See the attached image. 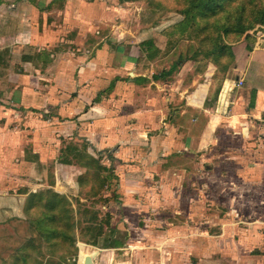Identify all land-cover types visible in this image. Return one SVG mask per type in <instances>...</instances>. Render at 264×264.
I'll use <instances>...</instances> for the list:
<instances>
[{"label":"crops","instance_id":"crops-1","mask_svg":"<svg viewBox=\"0 0 264 264\" xmlns=\"http://www.w3.org/2000/svg\"><path fill=\"white\" fill-rule=\"evenodd\" d=\"M29 2L24 7L30 13L27 21L31 33L34 28L49 26L53 22L49 16L53 5L49 8L37 2L33 4V0ZM69 7L65 4L59 12L65 15ZM86 7L90 6L79 8L84 14L80 30L97 26ZM17 8L8 9L14 16L7 17L15 19ZM10 25H14V30L21 29L18 22ZM57 28L63 30V23H58ZM92 35L95 38L79 39L89 45L86 53H49L51 58L47 57L48 53H42L48 63L45 70L37 63L36 53L32 58H22L29 63L33 59V72L22 74L33 77V86L24 85L20 91L25 94L33 90L34 101H39L33 107L56 110L55 117L48 114L45 120L33 116V125L44 121L54 132L53 118L62 119V127L57 131H66V139L82 141L84 155L100 156L106 152L105 156L113 160L114 172L120 176L115 185L117 199L109 200V206L118 209V218L113 217L115 223L111 225L123 228L131 237L151 239L137 246L141 250L136 260H115L111 252H102L93 259V264H108L107 261H111L109 264H253L245 262L246 256H240L235 248L226 247L230 237L224 227L227 213L221 212L222 207L216 211L212 206L231 205L232 198L226 191L230 183L213 178L217 175L222 179L224 173L259 171L257 160L250 162L246 158L251 153L256 158L264 142V43L256 40L249 48L244 42L242 48L239 45L233 51L226 65L211 58L199 69V62L187 59L172 71L168 66L156 72L152 63L144 68L142 65L141 69L140 56L132 51L122 53L121 40ZM36 36L33 34L27 42L40 51ZM39 45L46 46L41 48L48 51V44ZM43 78L49 82L43 85ZM238 79L242 80L241 85L236 84ZM11 135L13 139H7L8 143L15 140V134ZM52 135L33 134V165L28 169L33 175L30 173L27 180L21 176L18 179L22 185L29 179L33 181L29 190L33 194L47 189L62 195L69 193L70 187L80 186L79 180L88 168L74 161L59 162L49 177L43 164L48 156L55 155ZM3 137L0 146L6 141ZM10 148L1 153L16 154L20 144L13 142ZM62 151L65 152L61 146L57 148V156ZM14 154L12 160L9 158L10 164L14 158L18 161V154ZM16 165L19 170L20 165ZM152 172L157 174L156 180L150 177ZM0 173L6 176L14 172L0 166ZM60 178L64 181L60 182ZM210 189L219 190V195L209 197L206 192ZM12 190L15 199L29 193L15 192L14 187ZM204 206H211L207 208L212 212L200 213L198 208L202 210ZM109 213L114 215L112 211ZM214 221L221 222L220 230L209 235ZM234 235H231L233 242ZM208 236L214 241L204 244ZM111 242L106 240L101 250L112 248ZM153 247L157 248V258L151 255ZM228 251L237 253V258H229ZM179 252L187 256L178 258Z\"/></svg>","mask_w":264,"mask_h":264},{"label":"rangeland","instance_id":"rangeland-1","mask_svg":"<svg viewBox=\"0 0 264 264\" xmlns=\"http://www.w3.org/2000/svg\"><path fill=\"white\" fill-rule=\"evenodd\" d=\"M36 2L39 5H49V8L53 5V11L49 15L53 22L44 29L34 28L31 33V24L27 21L30 13L24 7L30 3L29 0L0 1V141L3 135L6 140L3 141L5 146H0V166L14 172L6 176L0 175V264H93V259L102 252H111L115 260H136L141 250L137 246L146 244L151 239L131 237L123 228L117 229L111 225L115 223L113 217L118 218V209L111 208L109 200L116 198L115 185L120 179L119 174L114 172L113 160L110 161L105 156L106 152L100 156H93L92 153L84 155L82 141H77V138L66 139V131H57L62 127V119L53 118L54 132H51V127L46 126L44 121L43 124L33 125V116L45 120V115L48 114L55 117L56 110L33 107L39 104V101L33 99V90L25 94L20 91L24 85L33 86V77L22 75L33 72V59L29 63L22 58H32L36 53L37 63H41L45 70L48 63L42 58V53H86L89 45L82 44L79 39L88 36L95 38L92 35L95 34L98 38L109 36V39L121 40L122 53L132 51L140 56L141 69L152 63L158 72L162 68L171 67L174 61L181 65L187 59L199 62L198 68L202 69L207 61L215 59V55L220 56L219 62H225L229 55L233 57V51L239 45L242 48L244 42L249 48L256 40L264 43V0H33V4ZM65 4L70 7L62 15L59 10ZM84 5L90 6L86 8L95 19L97 26L94 29L93 26L84 28L85 30L79 28L84 16L79 8L83 9ZM10 8H17L15 19L7 17L14 16L9 13ZM39 15L42 16L40 13ZM85 15L90 19L89 15ZM7 18L10 20L8 23L1 21ZM12 22L21 24V29H12ZM58 23H63V30H57ZM83 31L91 32V35ZM33 34L37 35V41L48 45V41L52 42L48 51L41 48L46 46H40V42V51L27 42ZM179 57L182 59H178ZM41 82L44 85L49 81L43 78ZM41 111L44 113L41 114ZM37 133L54 134L52 136L55 137V155L48 156L43 164L49 177L53 176L56 170L54 167L59 162L74 161L88 167L79 180L80 186H72L69 193L61 194L68 207L66 211L57 208L47 210L44 205L48 199L53 200L50 197L52 195L46 194L44 190L33 195V191L29 192L33 188V181L29 179L22 185L18 180L20 176L27 180L31 177L30 173L33 175L28 169L33 165V134ZM11 134L16 137L8 143L7 139H13ZM13 142L20 144V151L3 155L1 152L8 151L7 148ZM60 146L65 152L62 151L63 154L57 156L56 149ZM260 147L258 158L252 153L246 158L250 162L257 160L258 172H231L224 173L222 179L217 175L213 178V181L230 183V189L226 191H229L228 195L232 198L231 205L212 206L216 211L222 207L220 211L227 213L224 227L230 237L226 247L235 248L240 256H246L245 262L253 264H264V142ZM13 154H18V161L14 158L13 164H10L9 158L12 160ZM16 164L20 165L19 170ZM150 177L155 180L158 178L154 172ZM53 180L55 182V178ZM59 181L63 182L64 179L60 178ZM13 187L16 188L15 192L22 193L25 190L24 193H29L15 199L11 195ZM219 192L210 189L206 193L210 197L219 195ZM39 195L41 201L36 200ZM198 197L202 198L200 194ZM15 201L18 202L17 205L14 204ZM207 207L211 206H204L202 210L198 208V211L203 214L212 212ZM213 223V227L209 228V235L217 234V230H220L221 222ZM201 227L199 224V228ZM233 233L235 242L231 237ZM207 239L204 244L214 241L213 237L208 236ZM106 240H111L110 245L114 246L104 248L106 250L103 251L100 247ZM194 240L200 244V241ZM95 250L98 253L91 258V263H85V256L91 255ZM156 250L153 247L151 255L154 258L159 255ZM179 253L181 255L178 258L184 259L187 256L186 253ZM170 255L173 256L174 253ZM227 256L234 260L238 254L228 251Z\"/></svg>","mask_w":264,"mask_h":264},{"label":"trees","instance_id":"trees-1","mask_svg":"<svg viewBox=\"0 0 264 264\" xmlns=\"http://www.w3.org/2000/svg\"><path fill=\"white\" fill-rule=\"evenodd\" d=\"M53 1H54V0H53ZM218 58H220V56H219V55H215V61H216L217 63L226 65V64L230 61L231 56L229 55V58H227V59L225 60V62H219ZM178 59H182V57H179ZM176 67H177V61H174V62L172 63V66L170 67L169 70L172 71V70H174ZM154 77L157 78L158 76L155 74ZM45 192H46V194L49 193V195H52V196H50V197L53 198V200H51V201H49V199H48V200H47V203H45L44 207H45L47 210L56 209V208H57V209H60V210H62V211H66V210H68V207H67V205H66V203H65V199L63 198V196H62L61 194H59V193H57V192H52V190H50V189H47ZM35 194H36V193H35ZM35 194H33V195H35ZM36 200L41 201V199H40V195L38 196V198H37ZM67 212H68V211H67Z\"/></svg>","mask_w":264,"mask_h":264},{"label":"water","instance_id":"water-1","mask_svg":"<svg viewBox=\"0 0 264 264\" xmlns=\"http://www.w3.org/2000/svg\"><path fill=\"white\" fill-rule=\"evenodd\" d=\"M98 253L97 250H95L91 255H87L84 258L85 263H91V258L94 257Z\"/></svg>","mask_w":264,"mask_h":264},{"label":"built area","instance_id":"built-area-1","mask_svg":"<svg viewBox=\"0 0 264 264\" xmlns=\"http://www.w3.org/2000/svg\"><path fill=\"white\" fill-rule=\"evenodd\" d=\"M237 85H241L242 84V80L238 79V81L236 82Z\"/></svg>","mask_w":264,"mask_h":264}]
</instances>
